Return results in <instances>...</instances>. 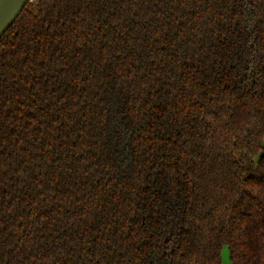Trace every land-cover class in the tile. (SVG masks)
I'll use <instances>...</instances> for the list:
<instances>
[{"label": "trees", "instance_id": "16d2710c", "mask_svg": "<svg viewBox=\"0 0 264 264\" xmlns=\"http://www.w3.org/2000/svg\"><path fill=\"white\" fill-rule=\"evenodd\" d=\"M264 264V0H33L0 38V264Z\"/></svg>", "mask_w": 264, "mask_h": 264}, {"label": "water", "instance_id": "95a60500", "mask_svg": "<svg viewBox=\"0 0 264 264\" xmlns=\"http://www.w3.org/2000/svg\"><path fill=\"white\" fill-rule=\"evenodd\" d=\"M28 2L33 0H0V38Z\"/></svg>", "mask_w": 264, "mask_h": 264}, {"label": "rangeland", "instance_id": "374dc122", "mask_svg": "<svg viewBox=\"0 0 264 264\" xmlns=\"http://www.w3.org/2000/svg\"><path fill=\"white\" fill-rule=\"evenodd\" d=\"M221 258L223 264H231L230 258L228 256V251L226 247H223L221 252Z\"/></svg>", "mask_w": 264, "mask_h": 264}]
</instances>
